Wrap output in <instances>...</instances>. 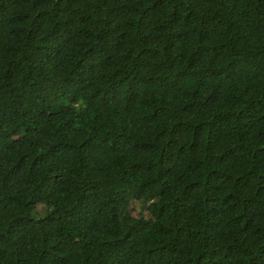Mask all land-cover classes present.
Returning <instances> with one entry per match:
<instances>
[{
	"label": "trees",
	"instance_id": "obj_1",
	"mask_svg": "<svg viewBox=\"0 0 264 264\" xmlns=\"http://www.w3.org/2000/svg\"><path fill=\"white\" fill-rule=\"evenodd\" d=\"M0 264H264V0H0Z\"/></svg>",
	"mask_w": 264,
	"mask_h": 264
}]
</instances>
